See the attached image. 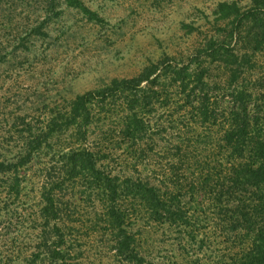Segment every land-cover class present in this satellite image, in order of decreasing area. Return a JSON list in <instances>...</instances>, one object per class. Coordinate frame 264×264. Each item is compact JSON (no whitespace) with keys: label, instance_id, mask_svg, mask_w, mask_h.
<instances>
[{"label":"trees","instance_id":"trees-1","mask_svg":"<svg viewBox=\"0 0 264 264\" xmlns=\"http://www.w3.org/2000/svg\"><path fill=\"white\" fill-rule=\"evenodd\" d=\"M232 45H208L210 63L164 57L78 95L32 136L28 156L46 134L56 148L24 264H80L83 237L119 264H149L140 236L152 225L176 235L162 264H264V85L239 84Z\"/></svg>","mask_w":264,"mask_h":264},{"label":"rangeland","instance_id":"rangeland-1","mask_svg":"<svg viewBox=\"0 0 264 264\" xmlns=\"http://www.w3.org/2000/svg\"><path fill=\"white\" fill-rule=\"evenodd\" d=\"M263 36L264 0H0V264H24L40 230L34 221L42 171L56 148L45 146L56 134L41 136L40 154L31 157L28 141L78 95L134 77L164 57L210 63L207 46L230 41L235 56L228 60L244 71L239 84L264 85ZM140 237L152 250L149 264L176 253L167 225ZM81 243L80 264H119L95 237Z\"/></svg>","mask_w":264,"mask_h":264}]
</instances>
